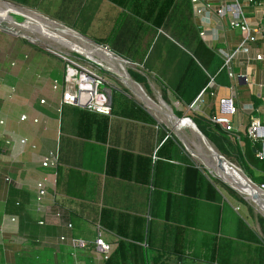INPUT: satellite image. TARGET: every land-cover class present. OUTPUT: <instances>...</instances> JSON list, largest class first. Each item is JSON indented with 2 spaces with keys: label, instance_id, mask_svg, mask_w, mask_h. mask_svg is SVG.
Wrapping results in <instances>:
<instances>
[{
  "label": "crops",
  "instance_id": "crops-1",
  "mask_svg": "<svg viewBox=\"0 0 264 264\" xmlns=\"http://www.w3.org/2000/svg\"><path fill=\"white\" fill-rule=\"evenodd\" d=\"M16 1L34 5L37 8H33L34 11L58 21L40 11H54L50 10V6L48 9L45 7L50 0ZM136 1L94 0L90 5L94 14L101 16L102 5L115 14ZM202 1L208 3L210 8L204 28L206 31L215 30L217 39L200 38L212 49L221 47L228 51L231 75L226 70L227 81L218 83L211 79L203 90L204 85L194 93L187 89L184 94L182 84L191 73L188 66L179 88L173 90L187 60L185 52L181 51L185 50L184 46L177 43L170 44L169 49L165 50L167 53L161 55L164 60L162 64L157 61L160 46L152 60L148 59L147 52V67H159L157 70L164 71V97L178 104L175 110L189 117L210 121L211 116L219 113V98L230 96L235 106V111L229 114L230 134L235 135L244 168L251 169L253 175H259L263 172L251 166L244 157V144L240 136L246 135L245 126L252 118L264 123V61L253 58L256 51L264 50V37L246 40L239 30L229 27V13L215 12L223 0ZM237 1L249 23L264 25L258 3ZM87 2L90 3V0L81 1ZM0 4L11 5L2 1ZM17 7L31 10L22 5ZM191 13V21L197 30L199 17L193 14L192 8ZM72 21L75 24L78 22L77 19ZM76 32L80 34L78 30ZM4 37L0 30V46ZM7 40L6 46L10 48L11 42ZM243 47H247V50ZM94 51L102 55L101 50ZM50 61L41 67V62L33 59L20 68V64L13 65L14 61L10 65L0 59V264H103L104 259L97 252L89 249L73 251L69 243L60 241L58 236L74 235L91 240L97 227L112 248L119 239L133 244L136 242L131 235L137 232L136 226L132 225L134 218L142 219L141 232H144V237L139 250L142 257L144 253L145 264H157L164 260L177 264L179 257L175 254L179 253V245L183 246L184 243V247L187 244L189 249L195 250L196 242L204 235H212L216 252L220 251L222 255L229 252L226 264H233L234 252L232 248L228 249L227 241L230 240L232 244L238 236L240 223L236 215L239 214L230 204L219 203L206 187L205 200L198 196L199 178L196 179L190 172L186 181L185 175L188 166L200 173L198 167L176 159L170 153L157 155L156 151L164 138L160 140L161 135H156L159 131L155 129L153 118L146 109L148 107L142 101L146 108L119 96L110 103L109 115L96 112L92 115L94 119H104L102 123L93 122L84 113L80 114L78 107L59 105L62 85L53 87L52 83L54 80L58 83L62 81L63 63ZM55 65L59 67V72H53ZM166 68L171 71L168 73ZM113 69L120 77L115 63ZM137 88L167 119L171 118L170 110L159 108L158 102L162 101L159 94L156 100ZM200 91L193 107L189 108L188 104ZM21 114L25 115L24 119H19ZM101 135L103 139L99 138ZM22 138L24 142L20 141ZM186 139L192 142L190 138ZM253 141L256 140L248 137V144L256 156L260 144L256 148ZM167 144L172 145L171 142ZM48 150L57 151L58 162L54 170L40 164L41 157ZM53 171L54 184L46 182L47 193L41 206L36 208L34 183L42 176L50 180ZM6 176L9 180L5 179ZM189 199L194 202L187 203ZM16 200H19L18 206ZM207 201L211 204L207 205ZM224 207L228 208V213H225ZM56 209L62 212L60 218L53 215ZM12 215L15 216L13 221L9 218ZM39 218L44 220L42 224L37 223ZM66 222L71 223L70 228L66 227ZM165 223L172 226L165 229ZM112 226L121 230L116 231ZM248 234L250 237L249 231ZM253 261L254 257L250 255V262Z\"/></svg>",
  "mask_w": 264,
  "mask_h": 264
},
{
  "label": "rangeland",
  "instance_id": "rangeland-1",
  "mask_svg": "<svg viewBox=\"0 0 264 264\" xmlns=\"http://www.w3.org/2000/svg\"><path fill=\"white\" fill-rule=\"evenodd\" d=\"M2 1L9 2L11 5L0 4V9L6 12L12 20L20 25L33 26L30 22L31 18L36 21L38 25L41 24L42 19L38 15L17 7H21L22 5L33 10V8H36L34 5L18 3L16 0ZM81 1L82 0H50L45 7L48 9L50 6V10H54V13L46 10L40 11H43L55 19L57 18L58 21L61 20L63 23L71 26L73 30H78L80 34H84L81 35L87 38L89 44L93 42L106 45L109 52L118 57L127 59L128 62L123 63V67L131 80L139 83L142 88L138 85L137 86L148 97L156 99L159 94L162 98V101L158 102L159 108L163 111H166L164 108L167 110L170 108L171 118L173 120L168 117L169 120L172 121L173 124L177 121L178 126L180 127L179 123L184 120L177 119L175 115H188L185 113L177 114L175 107H177L178 104L171 102L164 97L162 91L163 89L165 91L166 86L162 79L165 73L161 69L160 71L157 70L159 67H147L146 54L148 52V59L152 60L156 49L160 46L161 50L158 52L159 59L157 61L162 64L164 60L161 59V55L163 56V54L165 55L167 53L165 50L169 49L170 44L177 43L184 46L185 50L182 49L181 51H184L188 57L193 42L198 37L197 30L191 21L192 13L189 3H186V0H173L163 23L160 27H155L153 23L150 22L151 14L148 12L149 4H146L147 0H137L132 5L124 7L121 13L116 12L115 14H112L106 5H102L101 16H99V13L95 15L94 11L91 10L92 5L90 4L93 3L94 0H90V3H81ZM11 13L14 14L16 20ZM15 13L23 14L26 17L28 24L24 22L20 23L23 15ZM72 19H77L78 22L75 24ZM84 29L86 32H84ZM0 30L4 33V39H8L7 41L11 42L10 48L6 46L7 44L5 40L1 43L0 59L2 61L9 62L10 65H12L14 61L13 65L16 63L18 65L20 64V68H23V66L29 61L32 62L33 59L41 62V64H39L41 67L45 62L49 64L51 59L58 60L59 63H64L60 57L52 53L50 49L48 50L44 43L28 39L26 36L30 35L28 29L26 30L15 24H9L5 20H0ZM3 45L5 47H3ZM143 56L145 58H143ZM35 64L37 63L35 62ZM35 64L33 66H35ZM155 64L157 65L159 63ZM170 68H166L168 73L171 71ZM173 70L175 71V69ZM53 72H59V67L55 65ZM104 78L106 82H104L103 86L109 94L111 104L115 102V98L123 96L143 106L141 100L128 86L125 85L115 71H106L104 73ZM146 109L153 118L155 129L159 131L158 134L156 132V135H161L160 140L168 137L172 144L170 145L166 143L167 145L163 147L162 152H165L168 155L170 153L176 159L188 164H193L200 170L198 185L200 188L198 196H204L205 185L209 184L213 188V198L215 197L219 203H224L226 205L230 204L234 211L239 214L236 215L237 220L240 223L238 236L233 240L232 244L230 243V240L229 242L227 241L228 249L230 250V248H232L234 252L233 264H264V217L255 209L252 202L247 200L243 185L237 179L231 180L220 170L211 167L205 162L202 163L201 160L191 154L190 149L194 150L193 147L182 142L178 133L184 138L185 136L189 138L191 136L190 132H197L196 130L190 131L187 127H180L181 129L179 130H173L164 123V120H159L148 108ZM190 118L194 122V118L192 116H190ZM205 123L206 125H209L208 121H205ZM184 124H187L186 121ZM208 128H210V126ZM210 129L214 131L213 128ZM214 133L216 134L215 136H217V133ZM203 136L213 149H215L220 155H223L229 162L238 166L242 172L248 176L239 158V152L231 137L224 138L219 136V142L215 143L213 137H207L204 134ZM255 184L259 185L258 183ZM203 200H205L204 197ZM193 202V199H189L187 203L191 204ZM209 204H211V202L207 201V205ZM224 208L225 213H228V208ZM214 219L215 215H213V221ZM210 223L212 222L210 221ZM167 226L170 228L172 224L165 223V229H167ZM248 231L251 233V238L248 236ZM142 234L141 238H131L136 243L132 244L124 242L122 251L115 254L118 261L122 260V264H145L141 251L139 250V244H142L141 241L144 237L143 231ZM213 240L214 238H212V235L200 236V239L196 242L195 250L192 248L189 249L187 244L185 247L184 243L183 246L180 244L178 248L179 253L178 255L175 254L179 257L177 264H226L228 261L227 254L229 255V252L224 253V255H222L220 251L217 253ZM188 242H190V239L187 243ZM220 242L221 241H219V244ZM183 247L184 249H182ZM250 255H253L254 257L253 262H250ZM157 264H169V260L159 261Z\"/></svg>",
  "mask_w": 264,
  "mask_h": 264
},
{
  "label": "built area",
  "instance_id": "built-area-1",
  "mask_svg": "<svg viewBox=\"0 0 264 264\" xmlns=\"http://www.w3.org/2000/svg\"><path fill=\"white\" fill-rule=\"evenodd\" d=\"M245 1L248 3H258L261 6V12L264 17V0ZM189 2L191 4L190 6L192 8L193 14L198 16L200 20L196 24L199 37L204 40L206 38L213 41L216 40L217 33L215 30L206 31L204 28V22L210 9L208 3H204L202 0H189ZM28 11L38 15L42 19V22L39 25L32 18L30 19L31 24L37 27L28 29L29 33L31 34L26 35L28 39L37 41L39 43H44L48 50L50 49L52 53L56 54L64 61L61 79L62 81L58 83L54 80L52 83L53 87H57L58 84L62 85V93L59 105L69 104L96 113L109 115L111 106L109 94L103 86L104 82H106L104 73L106 71L114 72V59H119L121 63L128 62V60L109 52V49L106 45L93 42L89 44L87 38L72 28L63 25L58 21L47 17L46 15L38 13L34 10ZM215 12L217 14L229 13V27L239 30L246 40L253 41L258 36L264 37V25L257 22L249 23L242 15L240 4L237 0H223L215 9ZM11 14L14 17V14ZM22 17V20H25L26 17L24 15ZM90 49H92V51ZM243 49L247 50V47H243ZM94 50H102V55L96 53ZM213 50L221 57L223 65L228 71V74L231 75L228 66V51H225L221 47H214ZM253 58L264 61V50L256 51ZM121 70L126 72L124 67H121ZM201 91L188 104L189 108L193 107L194 102ZM42 100L43 99L40 101ZM234 111L235 106L233 104L232 98L230 96L221 97L219 98V113L211 116L210 121L219 124L225 129H231L229 114ZM24 118V114L19 116V119ZM33 120L36 119L33 118ZM245 133L251 140L259 141L260 146L256 151V156L258 158H264V123L260 122V120L257 118H252L245 126ZM20 141L24 142L25 139L22 138ZM57 162L58 155L56 150H48L40 160L41 166L49 167L52 170H54ZM52 174L53 177L50 180L47 177L42 176L34 183V203L36 208L41 206L44 195L47 193L46 182L50 181L51 185L54 184V171ZM5 179L9 180V177L6 176ZM259 185L264 189L263 183ZM53 215L60 218L62 216V212L56 209L53 212ZM9 218L12 221L15 220L14 215L10 216ZM43 222L44 220L42 218L37 220L38 224H42ZM66 227L70 228L71 223L66 222ZM58 239L60 241H66L69 243V245L74 249L73 251L76 249H89L97 252L102 259H106L112 250V245L102 238L100 235V230L97 227L96 233L91 240H86L83 237L74 235H68L67 237L65 235H59ZM72 254L74 255V252H72Z\"/></svg>",
  "mask_w": 264,
  "mask_h": 264
},
{
  "label": "trees",
  "instance_id": "trees-1",
  "mask_svg": "<svg viewBox=\"0 0 264 264\" xmlns=\"http://www.w3.org/2000/svg\"><path fill=\"white\" fill-rule=\"evenodd\" d=\"M186 3H189L188 0H186ZM173 0H147L146 4H149L148 7V12L151 14V18H150V22L153 23V25L155 27H160L161 24L164 21V18L168 12V9L170 8L171 4H172ZM189 66V68L191 69V73L190 75L188 74V78L186 80V82H184L182 85L183 86V91L182 93L186 92L187 89L191 90L190 92H195L199 87L203 86V89L206 87L207 82L210 79H213L214 82H218V83H225L226 80V69L225 66L223 65L222 59L220 58V56L211 48L209 47L206 42H204L200 37H197L195 39V41L193 42L192 48L190 50V53L187 57L186 60V65L183 68V71L181 73V75L178 77V80L176 81V84L173 87V90H177L179 88V85L181 84L182 78L185 75V72L187 71V67ZM62 77V76H61ZM162 93L164 94V90L162 91ZM79 113L80 114H85L87 115L91 121L93 122H100L102 123V118L97 119V118H93L92 115L94 114V112H91L89 110L83 109V108H79ZM176 113H180L179 111H176ZM194 118V123L196 124L197 128L202 132V134L206 135L207 137L211 136L214 139L215 143H218V138L220 137H230L233 138V142H236V138L234 137L235 135H231L229 129H225L223 127H221L219 124L206 120L208 121L209 125H206L205 121L197 118V117H193ZM185 121L179 123L180 127H187L190 131L194 130L192 126H189L187 124H184ZM210 126V128H213L214 131H212L210 128H208ZM217 133V136H215ZM102 133V132H101ZM100 139L102 138V135L99 137ZM193 139H198L197 137H194ZM240 139L243 140V144H244V157L247 160V162L249 164H251V166L256 167L258 170H260L261 174H257V175H253L252 174V170L251 169H245L246 174L249 176V178L258 184L263 183L264 184V158H258L257 156H255L254 153H252L251 151V147L248 144V136L244 135V136H240ZM170 139H168V137H165L164 140L162 141V146L165 145L166 143H169ZM160 145V146H161ZM158 147L156 153L158 155L161 154L163 147ZM253 146L258 148L259 146V141H253ZM235 147L239 152V158L241 159V152H240V148L239 146L235 143ZM157 164V163H156ZM155 164V167H156ZM196 168L192 167V166H188L186 168V181L188 180L189 176H190V172H192L195 176L196 179L199 178L200 173L195 170ZM188 173V174H187ZM193 175V177H194ZM193 182V181H192ZM197 182V181H196ZM206 188L209 190V192L211 194H213V188L211 185H207ZM212 197V195H211ZM208 197V198H211ZM16 205L18 206L19 204V200L15 201ZM102 216V213L100 214ZM100 222L102 223V219H100ZM135 225L137 228V232L133 233L134 236L136 238H141L142 237V232H141V225H142V219L141 220H135L133 221V224ZM112 228H114V226H112ZM118 228V227H116ZM115 229V228H114ZM116 231H120L121 228L119 229H115ZM123 244L124 242L122 240H118V242L116 243V245L114 246V248H112V251L110 252V254L108 255V257L106 259L103 260V264H122L121 261H118L115 257V254L117 252L122 251L123 249ZM143 259H144V253H143ZM145 261V259H144ZM146 262V261H145Z\"/></svg>",
  "mask_w": 264,
  "mask_h": 264
},
{
  "label": "bare ground",
  "instance_id": "bare-ground-1",
  "mask_svg": "<svg viewBox=\"0 0 264 264\" xmlns=\"http://www.w3.org/2000/svg\"><path fill=\"white\" fill-rule=\"evenodd\" d=\"M6 3L10 4L9 2H6ZM0 11L3 13V14L0 13V20H5L9 24H15L27 30V27L21 26L18 23H16L14 20H11L10 16L6 12H4L1 9ZM22 22L27 23L26 19L20 21V23ZM107 55H110V54H107ZM114 61H115V65L117 69L120 71V79L148 107V109L154 113L155 117L161 121L164 120V123H166L173 130L181 129L177 123L172 124V121L167 119L155 106H153L148 100H146V98L144 97L142 93H140L136 85H138L140 88H142V86L139 83L138 84L135 83L136 84L135 85L134 82L126 75L127 73L125 74V72L121 70V67H123V63H121L119 59L117 58L114 59ZM179 120L186 121L187 125L189 126L192 125V122H190L186 118L179 119ZM201 133L190 132L192 137L190 136L189 138L192 140V142H189L188 140H186L185 139L187 138L186 136L184 138L179 133L178 135L181 138L182 142L193 147L194 150L190 149L191 154H193L195 157L201 160L202 163L205 162L209 164L211 167L216 168L217 170H220L231 180L237 179L243 185L247 200L252 202L255 209L264 217V191L256 188V186L251 181H248L246 179L245 175L240 169L236 167L234 168V166L231 165V163L223 155H220L215 149H213V147H211V145L207 142L206 138ZM194 137H197L198 139H193Z\"/></svg>",
  "mask_w": 264,
  "mask_h": 264
},
{
  "label": "water",
  "instance_id": "water-1",
  "mask_svg": "<svg viewBox=\"0 0 264 264\" xmlns=\"http://www.w3.org/2000/svg\"><path fill=\"white\" fill-rule=\"evenodd\" d=\"M134 83L138 84L136 81H135ZM169 110H170V108H169ZM170 111H171V110H170ZM175 117L178 118V119H183V118L188 119L190 122H192V125H193L194 129H196V131H197L198 133H201L200 130L197 128V126L194 124L193 120H192L190 117H188V116H176V115H175ZM201 134H202V133H201ZM231 165H233V164H231ZM233 166H234V168L236 167L235 165H233ZM236 168H238V167H236ZM243 174H244V173H243ZM244 175H245V174H244ZM245 177H246V179H247L248 181H251L246 175H245ZM251 182L256 186V188H258V189L264 191V189L261 188L260 185L255 184L253 181H251Z\"/></svg>",
  "mask_w": 264,
  "mask_h": 264
}]
</instances>
